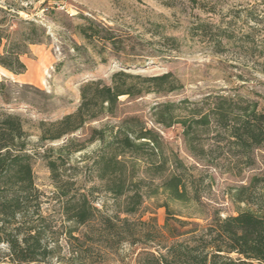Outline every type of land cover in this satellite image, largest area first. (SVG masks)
<instances>
[{
    "label": "trees",
    "instance_id": "obj_1",
    "mask_svg": "<svg viewBox=\"0 0 264 264\" xmlns=\"http://www.w3.org/2000/svg\"><path fill=\"white\" fill-rule=\"evenodd\" d=\"M9 1L0 4V65L21 74L27 69L22 57L28 54L29 45L43 42L46 29L20 17L21 11H28L22 4L33 0ZM209 26L218 28L219 46L222 40H231L216 24L202 23L196 29ZM79 30L88 40L97 36L116 43L100 36L104 29L93 22ZM261 57L264 64V43ZM133 77L121 70L111 84L101 79L85 82L76 111L55 122H43L41 139H60L91 120L114 116L121 96L177 89L170 72L142 78L152 89L148 85L138 89L130 81ZM4 86L0 81V92ZM183 103L190 105L178 107L181 115H174V103L157 105L155 123L166 128L180 124L197 163L235 177L255 170L246 183L230 187L231 199L247 207H237L235 215L226 217L216 211L207 213L203 172L187 164L155 128L130 116L117 126L92 130L90 140H97L99 148L87 168L89 180L97 185L84 187L75 174L68 173L63 154L52 157L46 152L61 204L63 223L59 225L43 211V193L35 183L34 157L21 116L0 113V264H97L83 260V238L76 235L81 226L96 222L97 234L107 243L142 244L136 264H264V107L240 95L210 94ZM96 192L110 195L111 207L104 201L99 206ZM159 196L164 201L157 206L166 210L163 226L154 216L143 220L146 200ZM62 235L77 243V247L69 246L70 256L63 254Z\"/></svg>",
    "mask_w": 264,
    "mask_h": 264
},
{
    "label": "rangeland",
    "instance_id": "obj_2",
    "mask_svg": "<svg viewBox=\"0 0 264 264\" xmlns=\"http://www.w3.org/2000/svg\"><path fill=\"white\" fill-rule=\"evenodd\" d=\"M5 1L12 3L0 0V4ZM22 5L28 11H21L20 17L43 25L46 36L42 43L29 45L28 54L22 57L27 67L24 73L15 74L0 65V81L5 84L4 92H0V113L22 118L45 215L62 225L61 204L44 157L46 152L52 157L63 154L68 173L75 174L84 187L97 185L89 180L87 168L99 148L97 140H90L92 130L117 126L130 116H138L148 127L155 128L187 164L197 165L203 172L202 197L207 213L216 211L226 217L235 215L237 207H247L231 199L230 187L246 183L256 171L235 177L197 163L187 149L182 126L166 128L155 123L154 108L174 103V115H181L178 107L190 105L184 100L195 102L210 94L240 95L260 101L264 107V0H33ZM91 22L99 30L104 29L100 36L111 37L116 43L97 36L86 39L79 29ZM202 23L221 26L231 40H222L223 47L219 46L218 28L196 29ZM121 70L134 75L130 81L138 89L149 86L142 78L170 72L177 89L121 96L114 116L91 120L60 139H41L43 122L49 124L76 111L85 82L101 79L111 84L113 75ZM94 197L99 206L103 201L110 207L113 203L105 193L96 192ZM163 199L159 196L146 200L143 220L154 216L159 226L164 225L166 210L157 206ZM171 205L177 208L175 203ZM76 235L83 238V260L92 259L97 264H136L142 247L128 241L105 242L97 234V222L81 226ZM61 243L67 256L69 246L77 247L65 235Z\"/></svg>",
    "mask_w": 264,
    "mask_h": 264
}]
</instances>
